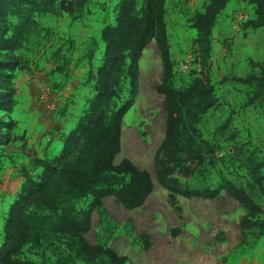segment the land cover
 Segmentation results:
<instances>
[{"label": "trees", "instance_id": "trees-1", "mask_svg": "<svg viewBox=\"0 0 264 264\" xmlns=\"http://www.w3.org/2000/svg\"><path fill=\"white\" fill-rule=\"evenodd\" d=\"M231 1L207 0L203 11L188 19L197 32L196 43L203 50L207 70L216 20ZM87 3L88 0H0V57L6 58L0 59L1 144L20 140L14 133L15 80L32 68L24 51L52 35L38 17L67 14L78 19ZM249 3L254 13L247 28H264V0ZM167 13V0H118L114 21L101 31L105 48L100 64L88 73L92 96L76 123L60 135L61 149L44 157H30L28 165L20 168L22 184L4 219L0 264H45L23 259L28 249L41 250L42 257L49 253L48 258L54 257L53 264H128V256L106 242L116 227L109 223L111 217L104 200L114 197L132 210L142 207L154 192V179L148 170L128 158L115 163L122 148L123 120L138 93L139 59L152 40L158 44L163 64L156 90L164 97L166 111L165 138L153 162L158 184L168 191L169 203L181 220L177 197L213 200L226 192L247 211L239 224L243 236L257 229L264 238V201L258 200L260 196L264 199L263 160L248 157L247 180L242 184L224 177L214 186L207 184L205 166L215 167L219 154L204 138L199 125L218 102L216 89L209 71L195 76L184 87L176 86ZM60 53L61 49H57L53 58ZM253 66L259 72L233 77V81L251 89L247 106L264 107V61ZM231 124L229 116L220 132L228 131ZM190 176L200 178L203 184L191 186L179 178ZM94 211L100 217L102 235L98 232L96 244H91L86 235L92 229ZM175 232L179 235L181 229ZM140 238L144 249H149V236Z\"/></svg>", "mask_w": 264, "mask_h": 264}, {"label": "rangeland", "instance_id": "rangeland-1", "mask_svg": "<svg viewBox=\"0 0 264 264\" xmlns=\"http://www.w3.org/2000/svg\"><path fill=\"white\" fill-rule=\"evenodd\" d=\"M206 1L167 0L175 83L184 87L195 76L209 71L218 102L199 127L219 157L215 167L205 166L207 184L214 186L221 177L242 184L247 180L248 157L254 155L264 161V107L247 106L251 89L233 81V77L259 72L253 63L264 61V28H247L246 23L254 13L249 0L231 1L216 20L207 70L203 50L196 43L197 32L188 22L203 11ZM117 3L118 0H88L78 19L67 14L38 17L52 35L24 51L31 59L32 68L15 80L18 88L14 133L20 140L7 145L0 143V246L5 216L20 190V168L28 165L30 154L37 149L43 154L54 151L59 136L76 123L92 96L93 84L87 81L88 73L91 67L95 69L100 64L105 48L101 31L114 21ZM246 14L250 17L247 21L242 17ZM57 49L61 53L53 58ZM162 76L160 51L152 40L139 59L138 93L123 120L125 131L116 163L128 158L139 168L148 170L155 188L140 208L128 210L114 198L104 201L111 217L109 223L116 227L106 242L119 254L128 256V264H264V238L257 229L243 236L239 225L243 210L226 192L213 200L177 197L181 220L169 203L168 191L158 184L153 162L166 130L164 97L156 90ZM43 93L49 96L48 104L40 100ZM50 101L54 109L50 108ZM229 116L230 129L220 132V126ZM182 181L191 186L203 184L196 176L182 177ZM258 200L264 201L261 196ZM99 228V215L94 211L92 229L86 235L91 244H95L98 232L102 235ZM177 228L181 229L179 235L175 232ZM141 235L149 236L151 247L147 250ZM48 256L49 253L42 257L41 250L28 249L22 258L53 264L54 257Z\"/></svg>", "mask_w": 264, "mask_h": 264}, {"label": "crops", "instance_id": "crops-1", "mask_svg": "<svg viewBox=\"0 0 264 264\" xmlns=\"http://www.w3.org/2000/svg\"><path fill=\"white\" fill-rule=\"evenodd\" d=\"M168 32H169V30H168ZM170 37V36H169ZM25 79V78H24ZM16 88H18V85L16 84ZM39 134V133H38ZM36 136H40V135H36ZM59 138H60V136H59ZM36 149H37V147H35ZM39 148V147H38ZM43 148V147H42ZM61 149V143H60V140L58 141V147L57 148H55L54 149V151H50V152H48V153H46L47 151H45L44 152V154H43V152L41 153V152H38V149L36 150V152H34V153H32V154H30V157H33V156H38V157H44V156H46V155H48V154H53V153H56V152H58L59 150ZM46 153V154H45ZM30 159V158H29ZM121 162V161H120ZM119 162V163H120ZM115 163H116V159H115ZM119 163H116V164H119ZM180 178V180H182V177H179ZM20 179H21V184H22V178L20 177ZM20 187H21V185H20ZM108 198H114V197H108ZM107 199V198H106ZM105 199V200H106ZM115 199V198H114ZM104 200V201H105ZM116 200V199H115ZM236 201V200H235ZM237 202V201H236ZM238 203V202H237ZM238 205H239V203H238ZM239 207L243 210V214H242V217L244 216V215H246L247 214V211L244 209V208H242L240 205H239ZM105 208V207H104ZM98 213V212H97ZM109 214V213H108ZM110 216V215H109ZM241 217V218H242ZM99 219H100V217H99ZM241 220V219H240ZM95 244H96V242H95Z\"/></svg>", "mask_w": 264, "mask_h": 264}, {"label": "built area", "instance_id": "built-area-1", "mask_svg": "<svg viewBox=\"0 0 264 264\" xmlns=\"http://www.w3.org/2000/svg\"><path fill=\"white\" fill-rule=\"evenodd\" d=\"M244 18L245 21L249 20L250 17L248 14L242 16ZM40 100L43 101L44 103H49V96L46 94V93H43L42 95H40ZM50 108L54 109L55 108V105L51 103L50 101Z\"/></svg>", "mask_w": 264, "mask_h": 264}, {"label": "bare ground", "instance_id": "bare-ground-1", "mask_svg": "<svg viewBox=\"0 0 264 264\" xmlns=\"http://www.w3.org/2000/svg\"><path fill=\"white\" fill-rule=\"evenodd\" d=\"M124 126H125V124H124ZM124 131H125V128L123 127V129H122V138H123V134H124Z\"/></svg>", "mask_w": 264, "mask_h": 264}]
</instances>
